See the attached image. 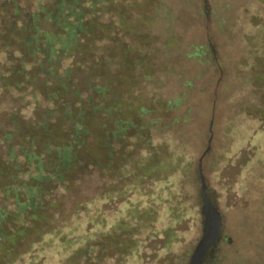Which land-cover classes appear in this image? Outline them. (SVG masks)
<instances>
[{
	"label": "rangeland",
	"instance_id": "1",
	"mask_svg": "<svg viewBox=\"0 0 264 264\" xmlns=\"http://www.w3.org/2000/svg\"><path fill=\"white\" fill-rule=\"evenodd\" d=\"M160 1L151 29L171 30L176 45L149 53L160 68L155 84L140 87L157 101L161 121L153 129L178 118L153 138L159 168L147 153L143 179L83 177L57 201L59 236H43L14 264H187L201 236V182L221 223L208 264H264V0ZM199 7L208 8L206 24L192 16ZM206 44L218 71L205 63L208 55L186 57ZM177 99L184 103L165 119L159 101Z\"/></svg>",
	"mask_w": 264,
	"mask_h": 264
},
{
	"label": "trees",
	"instance_id": "2",
	"mask_svg": "<svg viewBox=\"0 0 264 264\" xmlns=\"http://www.w3.org/2000/svg\"><path fill=\"white\" fill-rule=\"evenodd\" d=\"M160 5L0 0V264L32 254L45 235L59 236L57 201L83 177L97 172L101 181L114 175L117 183L143 179L147 153L152 169L159 168L153 138L178 118L153 129L161 121L154 117L157 101L142 97L140 87L143 80L155 84L160 68L149 53L176 45L171 30L162 35L151 29ZM207 15V7L192 14L205 24ZM205 32L207 41V25ZM204 48L193 47L186 57L208 55L205 63L218 71L211 47ZM190 87L184 82L181 94ZM183 101H159L164 118ZM84 253L79 259L86 260ZM212 258L205 254L202 262Z\"/></svg>",
	"mask_w": 264,
	"mask_h": 264
},
{
	"label": "water",
	"instance_id": "3",
	"mask_svg": "<svg viewBox=\"0 0 264 264\" xmlns=\"http://www.w3.org/2000/svg\"><path fill=\"white\" fill-rule=\"evenodd\" d=\"M202 205L200 215L202 216L201 236L193 247L187 264H200L203 255L218 239L220 233V215L216 208L207 200L204 194V186L201 182Z\"/></svg>",
	"mask_w": 264,
	"mask_h": 264
}]
</instances>
